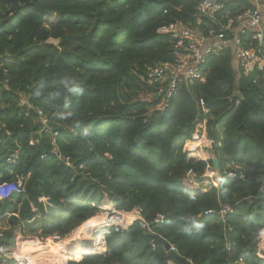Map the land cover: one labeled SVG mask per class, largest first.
Here are the masks:
<instances>
[{"label": "trees", "instance_id": "1", "mask_svg": "<svg viewBox=\"0 0 264 264\" xmlns=\"http://www.w3.org/2000/svg\"><path fill=\"white\" fill-rule=\"evenodd\" d=\"M195 6L0 0V184H24L22 194L0 201L2 246L13 247L19 232L62 241L109 204L141 209L176 256L134 223L105 233L104 251L68 264H264L256 255L264 230V79L242 76L226 52L210 57L205 82L184 85L165 110L155 109L156 96L137 99L155 91L139 76L172 60L171 41L158 29L186 24ZM202 120L219 181L189 190L185 181L201 183L212 170L211 160L192 161L184 151ZM224 207L232 213L220 217ZM158 215L164 223L151 225Z\"/></svg>", "mask_w": 264, "mask_h": 264}, {"label": "built area", "instance_id": "2", "mask_svg": "<svg viewBox=\"0 0 264 264\" xmlns=\"http://www.w3.org/2000/svg\"><path fill=\"white\" fill-rule=\"evenodd\" d=\"M194 1L196 3L195 13L191 20L186 24L174 22L160 27L157 31L158 34L167 36L171 41L170 56L172 60L149 68L144 75L139 76V81L143 85L153 87L155 91L154 93L142 91L137 99L140 102H147L156 96L159 100L156 110H165L169 101L184 85L194 82L204 83L208 73L209 58L226 52L231 54L242 76H253L254 83L259 78L264 79V0ZM198 104L202 114L207 115L208 109L203 100H199ZM38 117L41 125L45 128L46 118L40 112H38ZM206 125L207 120L196 123L194 137L187 142L191 143V146L184 150L189 157L194 155L193 152L203 141L207 142ZM30 144L33 142L31 141ZM54 144L55 142L52 141V145ZM16 157L17 152L12 154L8 162L13 163ZM228 177L233 178L235 175L229 173ZM185 182L197 184L192 180ZM202 184L204 186L209 185ZM23 192L24 184L22 181L2 183L0 184V201L13 194H22ZM41 201L46 202V199H41ZM211 213L208 211L205 215ZM228 213H232V210L224 207L219 212V216L223 217ZM164 220L163 215H158L151 225L161 226ZM105 221H109V226H106L101 233L102 242L103 235L109 230L112 229L117 234H123L134 223H138L142 230L154 234L150 230V224L142 217V210L139 208L130 212L115 213L113 216L107 217ZM16 236L18 235L16 234ZM2 238L3 234L0 233V259H6L5 256H8L9 260L15 264H58L56 256L52 257L54 255L50 256L49 253L37 256L36 253L38 252L23 251L22 247V249L18 247L13 249V247L2 246ZM262 238H259V243H263ZM39 240L41 242L38 245L42 247H46L48 243L60 242L56 236ZM81 244L82 242L80 246ZM167 251L174 253L175 248L170 245ZM65 253L67 254L65 264H68L70 259H74L76 254L81 257L88 255L83 254V251L65 250ZM256 255L264 260V251L261 252V249H257Z\"/></svg>", "mask_w": 264, "mask_h": 264}, {"label": "rangeland", "instance_id": "3", "mask_svg": "<svg viewBox=\"0 0 264 264\" xmlns=\"http://www.w3.org/2000/svg\"><path fill=\"white\" fill-rule=\"evenodd\" d=\"M49 42L53 43V44L57 43V41H54V40H50ZM211 145H212V141H210V140H207V142L203 141L200 144V146L193 152L194 155L190 156V158L195 159V161L201 160L203 158L206 159L205 161L210 160L212 158ZM189 146H191V143H187L185 145V147H184V150L187 149ZM191 178L194 179V177H191ZM218 180H219L218 174L211 170V171H208V172L205 173V177H204V179L202 180L201 183L191 184V183L185 182V183H183V186L185 188L189 189V190H190V187H192V186H193V188H195L194 190L207 189V188H210V186L216 187L218 185ZM202 183H206V184H209V185L208 186H204ZM119 212L120 211L114 210L113 207H111L109 204L107 206L104 205L103 207H101V210L99 211V213H97L94 218H92V219L88 220L86 223H84L79 228V230L83 231L87 226H90V225L92 226L93 223L98 224V221H105V219H107V217L109 218V217L113 216L115 213H119ZM0 227L3 228V229L6 228V224L5 223H0ZM93 227H95V226H93ZM99 232L96 233V235L94 236V238H95L93 240L94 245L95 244L101 245V243H103V242H101L102 241L101 240V233L102 232L101 231H99ZM17 235L18 236H16L15 239H14L13 249L16 248V247L21 248L20 245L23 244V243L25 245V243H27V242H29V243L35 242L37 244L39 242H41L38 238L30 236V235L24 236V235H22L21 232L17 233ZM261 238H262L263 243H264V230L261 232L260 239ZM29 243L26 244L25 246L26 247H32V246L29 245ZM263 243L262 242L261 243L258 242V246H257V249L258 248L261 249V252L264 251ZM48 244L52 245L51 243H48ZM23 251H27V250L24 249ZM61 253H62L61 256L63 257L64 262H65V260H67V254L65 253V249L62 250Z\"/></svg>", "mask_w": 264, "mask_h": 264}, {"label": "bare ground", "instance_id": "4", "mask_svg": "<svg viewBox=\"0 0 264 264\" xmlns=\"http://www.w3.org/2000/svg\"><path fill=\"white\" fill-rule=\"evenodd\" d=\"M194 189L195 188H193V186L190 187V190H194ZM106 226H109V221H98V224L93 223L92 226L91 225L87 226L83 231L78 229L73 233V235L70 238L64 239L59 243H55L52 245L48 244L46 247H42L35 242L25 243V245L29 243V245L32 247H26L24 244H21L20 246L23 248V250L26 249L27 251H31V252H38L36 253L38 254L37 256H40L43 253H49L50 256L54 255L52 257H55L56 255L57 263L65 264L64 259L61 256L62 254L61 251L64 249L74 252L83 251L84 252L83 254H97L101 252V250L104 247V244L101 243V245L99 244L94 245L93 240L95 239L94 236L96 235V233H98L99 231L102 232L104 228H106ZM83 241H88L90 245L82 248V246H80V243Z\"/></svg>", "mask_w": 264, "mask_h": 264}, {"label": "water", "instance_id": "5", "mask_svg": "<svg viewBox=\"0 0 264 264\" xmlns=\"http://www.w3.org/2000/svg\"><path fill=\"white\" fill-rule=\"evenodd\" d=\"M211 148H213V143L211 145ZM190 160L195 161V159H193V158H190ZM211 164H212V171H214V172H216L218 174L219 171H220L218 159L215 158V157L212 158L211 159ZM261 191L264 192V184L262 186V190ZM151 236L153 238V244L154 245L160 244V245H163L166 250H169L170 244L166 240H164L162 237H160L159 235H156V234H151ZM88 245H90V243L88 241H83L82 244H81L82 248H84L85 246H88ZM172 254L175 255L174 253H172ZM5 258L7 260H9L8 256H5ZM178 260H179V264H190L189 262L185 261L182 258H179Z\"/></svg>", "mask_w": 264, "mask_h": 264}, {"label": "crops", "instance_id": "6", "mask_svg": "<svg viewBox=\"0 0 264 264\" xmlns=\"http://www.w3.org/2000/svg\"><path fill=\"white\" fill-rule=\"evenodd\" d=\"M212 158H214L213 153H212ZM212 158H211V159H212ZM209 159H210V158H209ZM211 159H210V160H211ZM201 160L205 161L206 159L203 158V159H201ZM218 181H219V180H218ZM207 189H208V188H207ZM207 189H201V191H206ZM23 244H24V243H23ZM263 245H264V243H263ZM263 247H264V246H263Z\"/></svg>", "mask_w": 264, "mask_h": 264}]
</instances>
